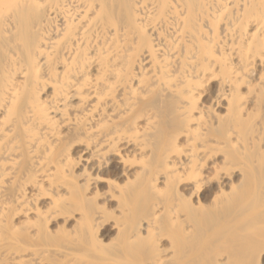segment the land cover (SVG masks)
<instances>
[{"label": "bare ground", "instance_id": "1", "mask_svg": "<svg viewBox=\"0 0 264 264\" xmlns=\"http://www.w3.org/2000/svg\"><path fill=\"white\" fill-rule=\"evenodd\" d=\"M0 264H264V0H0Z\"/></svg>", "mask_w": 264, "mask_h": 264}]
</instances>
